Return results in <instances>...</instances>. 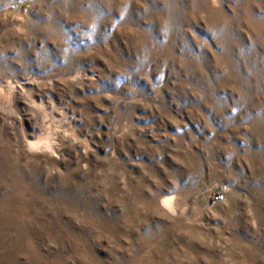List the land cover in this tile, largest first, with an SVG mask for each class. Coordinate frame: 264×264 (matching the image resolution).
<instances>
[{
    "label": "rangeland",
    "instance_id": "obj_1",
    "mask_svg": "<svg viewBox=\"0 0 264 264\" xmlns=\"http://www.w3.org/2000/svg\"><path fill=\"white\" fill-rule=\"evenodd\" d=\"M0 264H264V0H0Z\"/></svg>",
    "mask_w": 264,
    "mask_h": 264
},
{
    "label": "bare ground",
    "instance_id": "obj_2",
    "mask_svg": "<svg viewBox=\"0 0 264 264\" xmlns=\"http://www.w3.org/2000/svg\"><path fill=\"white\" fill-rule=\"evenodd\" d=\"M28 147L32 150H48V151H53L54 152V146L50 143L49 139L46 138H39L35 142H29ZM166 208L170 209L171 211L174 212V201L173 199H167L163 202Z\"/></svg>",
    "mask_w": 264,
    "mask_h": 264
},
{
    "label": "built area",
    "instance_id": "obj_3",
    "mask_svg": "<svg viewBox=\"0 0 264 264\" xmlns=\"http://www.w3.org/2000/svg\"><path fill=\"white\" fill-rule=\"evenodd\" d=\"M223 198H224L223 194H220V195H218V196L216 197V200H217V201H220V200H223Z\"/></svg>",
    "mask_w": 264,
    "mask_h": 264
}]
</instances>
